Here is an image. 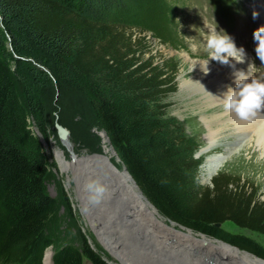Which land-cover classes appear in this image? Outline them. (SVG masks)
<instances>
[{"label":"trees","instance_id":"16d2710c","mask_svg":"<svg viewBox=\"0 0 264 264\" xmlns=\"http://www.w3.org/2000/svg\"><path fill=\"white\" fill-rule=\"evenodd\" d=\"M105 1L0 0V264H43L54 246L49 227L57 200L45 189L48 167L30 123H44L53 85L86 97L141 190L168 219L218 238L217 224L226 221L264 234V202L235 176L220 172L212 187L194 188L192 144L152 109L159 95L177 89L179 66L173 58L144 59L127 24H148L175 46L167 0H141L137 14L103 17L94 5ZM211 1L233 20V0ZM230 239L264 258L247 236ZM84 256L111 264L86 239L82 250L54 249L53 264H85Z\"/></svg>","mask_w":264,"mask_h":264},{"label":"rangeland","instance_id":"374dc122","mask_svg":"<svg viewBox=\"0 0 264 264\" xmlns=\"http://www.w3.org/2000/svg\"><path fill=\"white\" fill-rule=\"evenodd\" d=\"M233 1L235 14H233V20L229 21L219 15L218 9L211 0H167L174 11V15L169 17L167 29L177 36L175 46L156 38L148 30V24L141 26L142 28L134 24H127V27L134 39H141L139 49L145 52L144 59L151 56L158 63L164 59L173 58L179 66L176 77L177 89L174 92L159 95L152 104V109L172 125V130L181 132L182 136L192 144L193 157L199 162L192 172L194 188L202 190L212 187L213 178L223 172L235 176L249 192H255L258 202H264V143L259 141L256 133L249 131L248 134H243L234 122H228L223 105L210 108L211 101L208 102L206 90H200L195 86L184 87L185 80H197L201 76V72L195 67L206 60L209 54L206 48L208 27L217 25L232 34L238 46L243 45L246 48L248 56L244 63L248 72L256 78H264V63H261L256 56L255 42L252 39L253 29L263 23L262 13L257 7L258 0ZM143 4L141 0H106L103 4L96 3L94 10L103 17L119 15V11L137 14L136 9L140 10ZM253 11L259 13L256 19H253ZM210 61L218 62L209 58ZM18 89L21 92L20 88ZM47 98L45 120L42 126L38 127L30 118L31 128L40 142L44 162L48 167L44 186L46 191L57 200V209L50 219L49 227L54 246L47 250L54 252V249L63 244H70L82 250L84 239H86L111 264H121L126 259L122 255L118 257L102 243L95 232L100 228L98 222L92 223V219L85 213L87 209L78 197L77 182L61 170L55 154V149L59 147L65 151L66 159H71L68 148L57 133L56 123L62 124L70 131V144L74 145L76 153L80 156L104 153L103 151L109 146L101 135V131L105 129L93 115L86 97L76 89L59 88L53 85ZM211 143L214 144L211 151L208 154H201V151L211 146ZM110 145L116 151L113 144ZM220 154L227 156L226 162L210 180H205L203 164L206 157ZM112 161L116 166L125 168L117 151L116 155L113 154ZM174 223L184 229L233 245L235 244L230 241L233 236H247L264 250V234L241 228L233 221H226L219 226L220 234L224 238L210 236ZM118 246L113 244L115 250ZM223 256L226 257V255ZM84 262L91 264L85 256Z\"/></svg>","mask_w":264,"mask_h":264},{"label":"bare ground","instance_id":"6f19581e","mask_svg":"<svg viewBox=\"0 0 264 264\" xmlns=\"http://www.w3.org/2000/svg\"><path fill=\"white\" fill-rule=\"evenodd\" d=\"M257 7L264 23V0H258ZM232 63L235 69L231 64L210 61L208 72H204L199 63L195 69L201 72V76L197 80H185L184 87L195 86L206 90L208 102L211 101L210 108L224 106L219 96L223 95L229 85L234 86L236 69L256 78L245 68L246 63ZM225 110L228 122H234L243 134L249 131L256 133L259 141L264 143V109L257 110L255 115L247 119L240 118L231 110ZM101 135L109 145H106L104 153L80 156L74 145L70 144L68 136L63 142L71 159L67 160L65 151L59 147L55 149V154L61 170L77 182L78 197L92 223L98 222L100 228L95 232L102 243L115 255H122L126 259L121 264H264L263 258L229 242L195 233L169 221L144 194L126 167L114 164L112 156L116 155V151L110 145L111 139L106 130H102ZM213 145L211 143V146L204 148L201 154H208ZM226 160V155L207 156L203 164L205 180H210ZM97 179L105 190L96 201H92L86 185ZM113 244L119 245L117 250ZM43 264H53V252L50 250L46 251Z\"/></svg>","mask_w":264,"mask_h":264},{"label":"clouds","instance_id":"9594fccd","mask_svg":"<svg viewBox=\"0 0 264 264\" xmlns=\"http://www.w3.org/2000/svg\"><path fill=\"white\" fill-rule=\"evenodd\" d=\"M258 15L257 11H253V19ZM208 32L206 48L209 54L206 60L200 61L204 72L210 70L209 58L223 64H231L234 69L233 61L245 62L248 56L246 48L243 45L238 46L234 36L226 29L218 25L209 26ZM252 39L255 42L256 56L261 63H264V23L253 29ZM193 47L195 48V45ZM234 79V86L229 85L223 95L219 96L223 100L225 109L235 112L242 119H247L255 115L257 110L264 109V78H253L245 71L236 69ZM86 188L91 193L89 199L92 201H96L105 190L98 179L89 181Z\"/></svg>","mask_w":264,"mask_h":264},{"label":"water","instance_id":"95a60500","mask_svg":"<svg viewBox=\"0 0 264 264\" xmlns=\"http://www.w3.org/2000/svg\"><path fill=\"white\" fill-rule=\"evenodd\" d=\"M55 127L57 129V133L59 135V137L61 138L62 141H66L68 139V136H69V130L63 126L62 124L60 123H56L55 124ZM126 169L128 170L127 166L125 165ZM129 171V170H128ZM132 175V174H131ZM135 180V179H134ZM136 182V181H135ZM137 183V182H136ZM218 226H220L221 224L218 223L217 224ZM210 263V261H209Z\"/></svg>","mask_w":264,"mask_h":264},{"label":"flooded vegetation","instance_id":"af4514ba","mask_svg":"<svg viewBox=\"0 0 264 264\" xmlns=\"http://www.w3.org/2000/svg\"><path fill=\"white\" fill-rule=\"evenodd\" d=\"M69 134H70V131H69ZM70 139V138H69Z\"/></svg>","mask_w":264,"mask_h":264}]
</instances>
